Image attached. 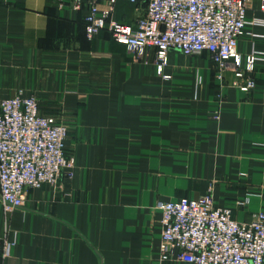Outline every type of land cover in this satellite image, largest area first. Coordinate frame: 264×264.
Masks as SVG:
<instances>
[{
	"label": "crops",
	"instance_id": "obj_1",
	"mask_svg": "<svg viewBox=\"0 0 264 264\" xmlns=\"http://www.w3.org/2000/svg\"><path fill=\"white\" fill-rule=\"evenodd\" d=\"M78 1L0 0V98L33 94L75 158L7 218L0 202V243L15 241L0 264H190L160 260L155 203L210 194L238 221L264 213V54L247 92L207 52L169 49L164 78L153 52L135 57L105 29L89 38ZM141 13L119 0L114 17ZM245 17L238 51L264 53L260 0Z\"/></svg>",
	"mask_w": 264,
	"mask_h": 264
},
{
	"label": "built area",
	"instance_id": "obj_2",
	"mask_svg": "<svg viewBox=\"0 0 264 264\" xmlns=\"http://www.w3.org/2000/svg\"><path fill=\"white\" fill-rule=\"evenodd\" d=\"M118 1L88 0L83 24L89 38L105 29L135 57L147 59L153 52L161 75L169 49L186 55L207 52L218 78L231 62L232 85L242 92L255 87L252 73L264 53L253 48L241 54L237 48L246 34L249 0H124L142 10L131 23L114 17ZM74 7H79L78 0ZM260 10L264 12V0H260ZM66 135L62 121L39 112L33 94L19 91L0 98V202L5 218L23 204L28 188L55 184L62 173L73 174L75 158L66 153ZM155 207L161 224V261L264 264V213L238 221L230 207L216 206L210 194L158 200ZM14 244L2 237L1 259Z\"/></svg>",
	"mask_w": 264,
	"mask_h": 264
}]
</instances>
